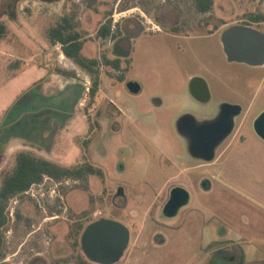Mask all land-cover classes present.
I'll return each mask as SVG.
<instances>
[{
  "label": "rangeland",
  "instance_id": "1",
  "mask_svg": "<svg viewBox=\"0 0 264 264\" xmlns=\"http://www.w3.org/2000/svg\"><path fill=\"white\" fill-rule=\"evenodd\" d=\"M231 2L238 15L264 4ZM119 3L0 0V19L8 27L0 40V172L21 149L64 165L87 160L104 171L103 180L94 174L45 176L12 196L0 264H97L82 250L81 234L74 245V231L78 221L99 218L119 221L129 232L112 264H264V141L251 124L264 108V68L228 61L218 36L200 43L194 55L167 49L161 39H144L131 55L129 72L122 59L119 70L101 63L100 86L91 96L90 77L59 44L48 43L47 29L68 15L84 37L83 55L112 57L111 43L96 34L105 9L112 7V24L142 13L138 3L134 10ZM205 71H211L212 94L206 111L221 98L251 110L212 165L190 157L176 130L182 114H203L187 77ZM127 76L139 83L137 94L119 79ZM175 186L187 189L189 201L168 217L162 209Z\"/></svg>",
  "mask_w": 264,
  "mask_h": 264
},
{
  "label": "flooded vegetation",
  "instance_id": "2",
  "mask_svg": "<svg viewBox=\"0 0 264 264\" xmlns=\"http://www.w3.org/2000/svg\"><path fill=\"white\" fill-rule=\"evenodd\" d=\"M114 1L116 0H113V2ZM118 2H121L119 3V8L129 5L130 10L136 9L137 7L133 5L138 3L137 0H128L126 3L124 0H118ZM138 4L140 6L139 9H142V13H132L115 24L111 23V18L114 15L111 12L112 7L105 9V13H108L105 16V22L110 21V32L106 36L98 37L111 43L110 52L113 56L111 57L110 55L108 56L102 53L101 58L105 56L110 60V63L103 64L110 66L112 69L119 70L123 63L121 61L122 59L128 63L129 72L132 61L131 55L140 48V41L144 39H161L163 46L167 49L174 50L181 54L188 55L190 53L194 55L200 43H209L217 36L221 41L223 32L233 25H247L259 29L264 23V4L258 6L257 10L255 9L250 12L243 11L239 13V15L237 12L234 13V5L231 0H228L227 3H222L220 0H144ZM114 10H116V8ZM62 16H60V18ZM262 28L264 29V27ZM227 60L230 62L243 63L249 67L264 68V63L252 65L246 62L229 60L228 58ZM207 71L203 73H190L187 77V85H189L191 78H197L193 83V88L197 96L194 97L190 93L189 94L203 108V114L197 118L194 117V119L197 123H202L220 117L219 124L208 132L210 134V139H214L223 131L227 118H232V129L214 147L213 159L210 161L198 159L202 162L201 164L212 165L214 161H219L226 147L239 134L251 110L249 105L243 106L238 102H228L224 98H221L218 100L215 107L206 111L205 109L208 107L212 97L207 77L211 71L208 73ZM119 79H121V82L130 94H137L140 91V85L135 79L128 76L126 78L119 77ZM129 82H137L139 85L138 91H130L127 85ZM224 104L234 105L235 107H224ZM262 110H264V108L252 117V128L253 120ZM254 134L256 135L255 132ZM239 138L243 140L242 135H240ZM185 139L187 147L188 139ZM225 142H227V144L220 149ZM169 196L170 191L166 201Z\"/></svg>",
  "mask_w": 264,
  "mask_h": 264
},
{
  "label": "water",
  "instance_id": "3",
  "mask_svg": "<svg viewBox=\"0 0 264 264\" xmlns=\"http://www.w3.org/2000/svg\"><path fill=\"white\" fill-rule=\"evenodd\" d=\"M223 50L229 60L246 62L252 65L264 63V32L247 25H233L221 36ZM197 78H191L188 85L189 93L196 97L193 83ZM132 92L138 91L137 82H129ZM224 107H235L224 104ZM239 109V106H238ZM237 112V111H235ZM217 117L202 123H197L190 114H182L176 120L177 132L188 139L190 156L204 161L214 157V147L231 131L232 118L228 117L223 131L214 139L208 133L219 124ZM253 130L264 141V110L253 120ZM189 201V192L181 186H175L165 202L162 212L165 216H174L179 208ZM129 241L127 227L119 221L109 218H99L88 223L80 235V244L87 259L97 264H112L117 261Z\"/></svg>",
  "mask_w": 264,
  "mask_h": 264
},
{
  "label": "trees",
  "instance_id": "4",
  "mask_svg": "<svg viewBox=\"0 0 264 264\" xmlns=\"http://www.w3.org/2000/svg\"><path fill=\"white\" fill-rule=\"evenodd\" d=\"M76 26L77 23L71 17L62 16L54 24L50 25L47 29L46 37L50 45L59 44L64 56L90 77L88 91L93 96L100 86L101 63H110L111 61L105 56L99 59L83 55L81 50L84 44V37L76 29ZM110 28V21L101 23L96 33L97 36H106L110 32ZM7 32L6 23L0 19V40L6 36ZM92 174L97 175L102 180L104 179V171L87 160L72 165H64L29 150L21 149L16 151L14 164L0 172V257L3 254L2 227L8 219L5 209L8 200L12 196L27 191L33 185L40 184L45 176L59 180L66 177L85 178ZM87 224L82 221L76 223L74 245L78 244V236ZM79 264L85 263L81 259Z\"/></svg>",
  "mask_w": 264,
  "mask_h": 264
},
{
  "label": "crops",
  "instance_id": "5",
  "mask_svg": "<svg viewBox=\"0 0 264 264\" xmlns=\"http://www.w3.org/2000/svg\"><path fill=\"white\" fill-rule=\"evenodd\" d=\"M217 163V161H214V163H212V164H216Z\"/></svg>",
  "mask_w": 264,
  "mask_h": 264
}]
</instances>
